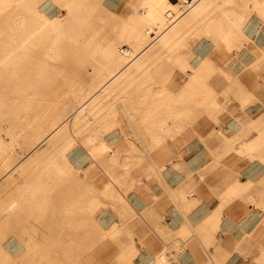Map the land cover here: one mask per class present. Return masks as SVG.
<instances>
[{
  "label": "crops",
  "instance_id": "0c3cea01",
  "mask_svg": "<svg viewBox=\"0 0 264 264\" xmlns=\"http://www.w3.org/2000/svg\"><path fill=\"white\" fill-rule=\"evenodd\" d=\"M143 3L104 0L149 40L102 133L54 178L0 179V264H264V0H197L165 31Z\"/></svg>",
  "mask_w": 264,
  "mask_h": 264
},
{
  "label": "bare ground",
  "instance_id": "6f19581e",
  "mask_svg": "<svg viewBox=\"0 0 264 264\" xmlns=\"http://www.w3.org/2000/svg\"><path fill=\"white\" fill-rule=\"evenodd\" d=\"M53 1H58L57 4L60 3L59 6L67 10L65 16L52 14L50 6L45 3L46 0H0V165L5 167L4 171L0 172V179H12V172H23L34 165L40 169L43 162L44 171L40 173L38 170L36 174L24 176V179H37V182L38 179H45L48 173L54 178L58 171L57 163L75 148L79 140L85 146L92 144L96 136L102 133L103 126L101 122L99 125L90 124L88 117H92V114L99 117L96 120H102L104 113H118L112 106H103L105 83H108L111 75L118 74L115 70L121 66L127 63L140 64L142 57L136 58L135 55L149 40L146 39L149 28L147 29L145 24L128 22L120 29L115 28L113 37L95 45V48L102 51L101 57L94 59L95 63L106 65L111 71L94 75L90 88L68 92V99L74 105L50 108L46 101H51L52 98L55 101L51 90L63 70L61 67L73 61L68 50L86 44L83 41H88L89 31H95V9L105 10L103 0ZM143 2L146 6L143 15L149 19L159 18V26L163 29L177 21L172 17H176L172 7L177 5L169 0ZM179 2L183 11L177 18L190 10L184 9L183 0ZM96 17L98 18V15ZM157 30L162 31L159 27ZM125 42L128 45L124 46ZM59 58L61 59L58 62ZM109 91L107 88V97ZM48 111L51 123L44 132L40 115ZM8 119L11 120L9 133L13 135L10 141L5 140L2 133L3 122ZM74 129L82 134L71 135V130ZM21 137L26 148L16 163H9L11 156L7 151L11 150L12 143L16 144ZM103 147L101 144L95 151H101ZM12 157L14 158L13 154ZM42 159L44 161L39 163ZM10 209L9 207V210H6L8 215Z\"/></svg>",
  "mask_w": 264,
  "mask_h": 264
},
{
  "label": "rangeland",
  "instance_id": "374dc122",
  "mask_svg": "<svg viewBox=\"0 0 264 264\" xmlns=\"http://www.w3.org/2000/svg\"><path fill=\"white\" fill-rule=\"evenodd\" d=\"M57 3H58V1L56 2L53 0H49L47 5L50 6V8L52 10V14L56 15L58 13L57 15L65 16L67 14V10L64 9V7L61 8L59 6L60 3L59 4H57ZM177 3H178V5L176 7H172V9L175 12V14L177 16H179L181 14V11H183V7H181L182 5L179 1ZM103 4H104V0H103ZM97 15H98V18L96 17ZM93 17H94V19H96L93 23L95 31H93V30L89 31V34H88L89 37L87 38L88 41H83V42H86V44L85 43L80 44L76 49L74 48V49L68 50L70 52L69 54L72 55L71 57H72L73 61L71 63H67V65H64L61 67V68H63V70L60 71V73H59L60 76L58 77L56 85L53 86L52 90H51V92L55 96V98H54L55 101L53 100V98L51 101L50 100L46 101V104L50 108H54V106H67V105L71 106V105H74V103L68 99V96H67L68 92H70L72 90L74 91L77 89L80 90V89L90 88V83L93 82L94 75L102 73L101 71H97V69L102 68V66L96 64L95 63L96 61L94 60L97 57H101L100 52H102V51L98 50V48H95V45L109 40L111 37L114 36V34H115L114 29L115 28L120 29V28H122V26L127 24V23L126 24L120 23L118 16L113 14L111 11H109L106 8H105V10L101 9V8L100 9L96 8L95 9V15ZM60 59L61 58L58 59V62L60 61ZM88 68H91V69L95 68V70L94 71L93 70L88 71ZM49 111L51 112V109H49ZM49 111L40 115V117H41L40 123H42V131H44V132L47 131V129H48L47 126H49V124L51 123L49 120L50 119V116H49L50 112ZM91 116H92V114H91ZM8 118H10V113L8 115ZM7 122H9V123H7ZM3 125H4V129L2 130L3 137L5 138V140L10 141L11 138L13 137V135L9 133L11 120L8 119V120H6V122L4 121ZM77 129H79L78 126H77ZM77 129H74L75 136H77V133H78ZM20 141H21V143H19ZM22 141L24 143V140L21 137V140L16 142V144L12 143L11 150H9L10 152L7 151L8 154H10V156H11V159H9V163H12V164L16 163L19 159V155L26 148V145L24 146ZM44 147H45V145H44ZM12 154H13L14 158L12 157ZM43 161H44V159H42V161L39 163H42ZM43 164H45V162H43L41 164L40 169L38 168L37 165H34L30 169H27L23 172L16 170V171L12 172V179H24V176H30V175L36 174L38 172V170L44 171V168H42ZM4 168H5L4 166L0 165V172L2 170L4 171ZM83 250H85V252H86L89 249L85 248ZM79 254H80V256L83 255V253H81V250H80ZM84 255H85V253H84ZM80 264H86V263H80ZM96 264H100V263H96Z\"/></svg>",
  "mask_w": 264,
  "mask_h": 264
},
{
  "label": "built area",
  "instance_id": "2783aa9c",
  "mask_svg": "<svg viewBox=\"0 0 264 264\" xmlns=\"http://www.w3.org/2000/svg\"><path fill=\"white\" fill-rule=\"evenodd\" d=\"M175 1L178 2L179 0H175ZM183 2H184V6H185L184 9L189 10V9L194 7L196 0H183ZM172 17L176 20L177 15H176V17L175 16H172Z\"/></svg>",
  "mask_w": 264,
  "mask_h": 264
}]
</instances>
